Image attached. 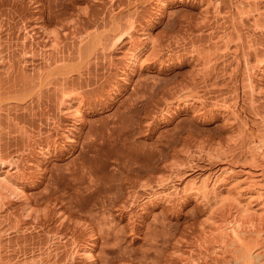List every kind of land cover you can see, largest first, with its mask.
<instances>
[{
	"label": "bare ground",
	"instance_id": "1",
	"mask_svg": "<svg viewBox=\"0 0 264 264\" xmlns=\"http://www.w3.org/2000/svg\"><path fill=\"white\" fill-rule=\"evenodd\" d=\"M146 1L150 10L144 17L142 16L143 18H138L136 14L138 4L135 0L126 2L107 0L108 20L103 18L106 20L91 22L89 15H85L88 16L87 19L84 16L86 13L82 15L85 23L90 19L88 21L91 23H88L92 25L91 27L89 25L79 27L77 23L81 18H72L71 23L67 21L69 24L63 22L67 24H62L64 25L61 26L62 30L60 29L62 33L59 28L48 31L49 28L47 30V27H44V22L39 24L41 20L38 22V17L36 21L34 20L35 24L29 22L24 26L25 34L22 41L27 43L29 40L31 43L28 47L39 51L37 53L39 61L34 62L32 68V73L36 69L35 73L31 74L30 71L23 74L26 77L22 78H25L29 85L28 91L16 95L18 98H24L23 101L28 98L30 102H27V106L30 105L25 107L31 110L25 112L0 110V264H12L10 261L14 257L4 255L2 252L5 244H2L1 238L4 234L8 231L22 233L37 228L49 220L53 225L47 229L48 234L43 244L37 247L39 253L33 256L36 259H30L29 256L28 261L22 260V263H17L56 262V256L59 255L61 248L64 249V253L57 264H74L76 261L83 264L112 263L108 257L104 256L103 259L98 257L100 249L97 248V240L98 231L103 230L106 224L114 226L111 224L113 219L98 217L100 219L96 226L89 219L81 220L68 214L58 203L65 199L64 195L67 192L59 189L63 176L61 173L56 176L47 174L43 172L42 167L50 158L60 156L65 150H71L72 146L80 144L83 151L79 153L83 157L78 162L74 160L66 164L68 174L74 181L73 186L78 190L79 184L85 180L88 181L86 186L96 184L99 186L103 178L98 176L92 163L95 159L106 158L109 155L108 150L113 151V148L103 150L102 147L105 137L116 129L110 128V120H104L98 124H90L85 132V140L80 139L86 115L96 108L101 109L111 104L137 66L147 64L153 57L159 65L172 59L178 62L182 57H190L191 71L194 70L188 74L189 76L175 81L177 84L173 85L176 89L174 87L172 90L175 95L172 103L170 100L171 104L167 103L161 108L162 115L159 118H166L162 122L173 117L181 108L191 109L199 117H204L209 111L214 110L215 113L223 115L228 122L227 132L230 134H227V137L221 135L227 140L219 137L222 140L220 141L217 140L218 137L215 139L214 136H200L189 130L190 133L188 131L185 136L184 134L172 136L171 134L175 133H170V138L166 137L167 140L163 141L162 146L157 144L155 150L144 151L142 155L134 154L133 159H126L127 156H122L121 151L114 152L117 163L116 167L110 169L112 178L101 184L104 191L97 197L101 199L102 206L105 205L103 207H106V202L107 205L109 202L114 204L116 216L125 215L131 230L134 229L135 222L142 217V212L150 207L162 204L179 206L182 202L180 199L185 201L188 198L201 202V219L197 220L198 226L185 243L172 244L173 249L170 253L172 258L170 257L166 264H264V116H259L262 122L258 129L260 133L250 130L248 135H244L243 132L249 127L241 116L239 93L235 89L237 86L243 89L255 110L259 105L258 99H264V46H262L264 36L261 40H256L253 36L256 30L264 33V9H261L264 7L261 5L264 0H185L199 5L198 28L203 25L208 28L209 38L213 41L208 45L211 49H204L196 44L195 39L186 40L191 35L188 29L191 27V20H187L188 27H183L170 35L171 41L178 43L179 47H172L169 43L163 51L161 42L151 30L171 0ZM78 11L77 9L76 12ZM39 17L42 19V15ZM244 19L250 22L247 25L252 28V32L245 31L246 38L242 41L239 22L243 23ZM65 38L70 39L69 45L63 43ZM180 48L183 51H179ZM116 50L121 51L120 57L113 56ZM252 55L256 59L254 62L250 60ZM98 59H103L104 63L101 60L103 66L114 67L116 71L107 87L102 85L103 88H98L99 90L90 88L89 91L87 88L96 81L91 74L97 69L95 64L98 63ZM217 64H220V69ZM241 64L242 77L237 78L235 75L239 83L226 93L225 90H216L217 92L208 95L204 86L203 90L201 86L199 89H192L198 86L195 73L203 77L207 71L217 67L219 70L217 69L216 75L222 76L223 79L225 75L233 76ZM212 82L216 81L213 79ZM0 84L2 85L1 82ZM49 91L55 99L52 104L55 103L56 109L50 110V106L46 107L48 104H44V110L32 109L31 105L36 103L31 102L38 100L43 93H50V97ZM13 95L16 98L15 94ZM134 101L133 104L140 102L136 104L137 106H128L123 114L136 118L132 120L131 127H120L118 130L125 138L129 132L136 128L140 129L142 125L140 116H137L140 111L138 106L146 101L142 99ZM207 104L210 105L206 108ZM20 107L23 105L20 106L19 103L18 108ZM150 113L149 111L146 115ZM149 116L151 120L146 122L149 125L153 124L155 118L158 119L155 111ZM111 122L115 120L112 119ZM147 124L146 133L150 129ZM167 148H170L171 152L167 151ZM88 149L94 154H86L85 150ZM168 156L171 160L166 159ZM159 159L163 160V164L160 165L163 168L156 164ZM167 160L170 163L167 164ZM241 161L244 164L237 163ZM124 169L126 173L123 172ZM161 169L159 177L160 173L155 172L159 170L161 172ZM44 180L46 183L42 190H31L32 186ZM153 181L157 184H152ZM98 186L95 189L98 190L100 188ZM138 186L145 188L144 191H139ZM95 189L87 196L96 193ZM123 193H126L125 197L119 198ZM77 195L79 194L67 193L69 203L80 205L81 201L74 200ZM118 199L120 203L116 201ZM175 199L181 202L174 203ZM95 216L91 213V218ZM69 225L70 228H67ZM76 229L80 231L79 234L75 233ZM118 236L120 237L119 234ZM120 251L122 252V249ZM30 252L35 253L33 249ZM38 255L40 257H36ZM118 261L119 263H115L145 264L143 262L145 260L138 262L127 256Z\"/></svg>",
	"mask_w": 264,
	"mask_h": 264
},
{
	"label": "rangeland",
	"instance_id": "2",
	"mask_svg": "<svg viewBox=\"0 0 264 264\" xmlns=\"http://www.w3.org/2000/svg\"><path fill=\"white\" fill-rule=\"evenodd\" d=\"M104 1L106 2L104 3ZM117 1L126 2L127 0H117ZM135 1L138 4L136 14L138 15V18L139 17L143 18L150 10V6L146 0L145 1L135 0ZM106 5H107V0H0V73H1L0 78H3L0 79L3 80L0 81L2 83V85L0 84V106L3 107L0 108V110H16L17 112H25V110H31L26 108L30 105L29 104L27 106L28 104L27 102L28 101L30 102L28 98H26L23 101L24 98L21 97L18 98L16 96V95H22L23 92L25 93L28 91L27 89H29V85L24 80L25 78L24 79L22 78V77H26L23 76V74L30 73V71L31 74L35 73L36 69L32 73L33 71L32 68L34 67V64L37 61H39L38 58L39 54H37L39 51L30 49V47H28L29 46L28 44L31 43L29 40H27L28 42L26 41L27 43H24V41H22L25 34V30H24L25 25L29 24V22L31 24H35L36 21L35 19L38 17L37 18L38 22L39 20H41L39 24H43L44 22L43 24L44 27H47L46 28L47 30L49 28L48 31H51V29L53 31L57 28H59L60 30L61 28H63L61 26H64L68 22L71 23L73 21L72 18L74 19L81 18L78 20H81L85 23L84 20L87 19L88 17L85 15H89L88 18L92 20L90 19L88 20H90L91 22L93 21L99 22L101 21L100 19L104 21L106 19L103 18H107V16L109 15L107 10L108 5L107 6ZM261 5L264 6V1H262ZM88 8L90 10H88ZM165 8L166 9L163 10L160 19L153 24L151 30L152 34L161 42L160 44L162 47L161 51H163L164 48L168 47L167 45L169 43L170 46L172 47L175 46L179 47L178 43H173L171 41L170 35L177 30L183 29V27H188L189 22L187 20H191L190 21L191 27H188L189 31H191V35H189V37L186 40H191L190 38L195 39L196 44L200 45L201 47H204V49H211V46L208 45H210V42L213 41H211L212 39L209 38L208 28H206V25L205 26L203 25V27L198 28V24L200 23L197 20L198 18L197 16L200 14L199 5H197L195 2L192 1L187 2L185 0H171L170 2H168V5L165 6ZM77 9L79 10L78 12H76ZM261 9H264V7H262ZM88 12L91 13L92 15L89 14ZM76 14L77 15L81 14V15L77 17ZM83 14L86 17L85 19H83L84 18V16H82ZM40 15H42V19L41 17H39ZM92 16L94 17V20ZM43 19L44 21H42ZM88 20L86 21L87 23L89 22ZM244 20L243 23L241 24L239 22V25L241 26L239 31L242 33L241 34L242 41L245 40L243 38H246L245 34L247 32H252V28L249 27V25H247L250 22ZM81 21H78L77 26L79 27L82 26L85 27L88 25L90 27L92 26L91 24H89L91 22H89L88 24L87 23L84 24ZM63 22H67V23H63ZM145 25L147 27V24ZM62 35L64 36V34ZM243 35H245V37ZM253 36L256 38V40H261L264 36V33L260 32L259 30H256L253 33ZM68 41L70 42V39L65 38L63 40V43L64 44L67 43V45H69ZM23 44L26 45L24 46ZM21 45H23L24 48H22ZM33 45L35 46V43H33ZM179 51H183V49L180 48ZM120 55H121V51L119 52V50H116L115 53H113L114 57H120ZM190 59H191L190 57L189 58L182 57L178 62L172 59V61L166 62L165 64L162 63L159 65L158 62L154 60V57L150 58L147 61V64L143 66H139V65L137 66V68L132 73L128 82H126V84L124 85L125 87L122 88V90L116 95V98L113 100L111 104L104 106L101 109L96 108L93 111L87 113L86 121H85L86 123L83 124V128L80 132V139L83 138V140H85L84 138L85 132L88 130L87 128H89L90 124H98L100 122H103L104 120H110L109 123V126H111L110 128L116 129L105 137L104 145L102 147L103 150L113 148V151L112 149L108 150L109 155L106 158H103L102 160L95 159L94 162L92 163V165L96 169L98 176H101L103 178V181L99 182L100 188L98 190L95 189L96 186H98V184L91 185L89 187L86 186L88 183V181L86 180L82 181L79 184L80 188L76 190L73 186L74 181L68 174L69 170L66 168L67 162L68 164L74 160L78 162L83 157L82 154L79 153L81 152V150L83 151V147H81L80 144H77L76 146H72L71 150H67V151L65 150V152L60 154V156L50 158L47 161V163L44 164L42 167L43 172L47 174L51 173L52 175L56 176V174L61 173V175L63 176V179L59 185V189H62L63 191L65 192L67 191V192L64 195L65 199L59 201L58 203L59 205H61L62 209H64L68 214H71L74 218H79L81 220L89 219L93 224L95 223L94 225L96 226H98V220L101 217L102 218L110 217L113 219L111 224L114 226L111 227L106 224L107 226L105 225L106 227L104 226L103 230L98 231L99 236L97 240V244H98L97 248L100 249L98 252V257H100L101 259H103L102 257L104 256L108 257L112 261V263L110 264L119 263L120 260L118 261V259H121L122 257H126V256L127 258H133L138 262L145 260L143 261L145 262V264H166L165 262L168 261L170 257L172 258L170 253L171 250L173 249V245L177 242L179 244L185 243V240L189 236H191L192 231H194L198 226L199 221L197 222V220L201 219L200 216L202 210L201 202L193 198H188L185 201L183 199H180L182 202L180 200L178 201V199H175L174 203L175 202L177 203V201L178 203L181 202L179 206L175 204H164V205L162 204L163 206L157 205L156 207H150L149 209H147L148 211L145 210L144 212H142L143 213L142 217L135 222L134 229L131 230L130 224L128 223V219L126 218L125 215H123L122 217L116 216L117 210H115L116 206L114 207V204L109 202V205H107L108 202H106L105 203L106 207H103L105 205L102 206V202L100 201L101 199L97 197L99 194H103V192L101 191H104L103 186L101 184L104 181L112 178L110 169L116 167V163H117V160L114 158L115 155L114 152L121 151L122 156L124 157L127 156L126 159L128 158L133 159V156H135L134 154L142 155L144 151H150L151 149L155 150L156 149L155 146L158 145L162 146L164 142L167 140V138H170L171 135L175 136L180 134L179 136H182V134H184L183 136H185L187 135L185 133H187L189 130H191L194 133L195 132L198 133V135L200 136L206 135L205 137H207V135H209V136H214L215 139L218 137L217 140H220V138L226 139L224 137L227 134L228 135L230 134V132L229 133L227 132L228 122L224 119L223 115L219 113H215L214 110L209 111L204 117H199L191 109L181 108V110L177 114H175L173 117L168 118L167 121L162 122V120L166 118L163 119L159 118L160 115H162L160 113L161 108L165 107L167 103L171 104L172 98L174 99L175 97V95L172 93V90H174L175 87L173 85H176L177 84L176 82L183 79L182 77H187L191 74V72L192 73L194 72L193 69H192L193 71H191L192 60ZM101 60L103 62V59H98V63L95 64L97 65L96 67L97 69H94V73L91 74L92 78L95 79L96 81H94L91 87L87 88L89 91L90 88H96L97 90H99L100 88H103L102 85L107 87L109 81H111L114 77L116 71L115 68L114 67L107 68L105 65L103 66L102 64L104 62L101 63ZM250 60L251 62L252 61L254 62V60H256L254 55L250 57ZM219 65L220 64H217V67L220 69ZM21 67L23 68L21 69ZM217 67L216 69H210L209 71H207L205 74H203V77L198 76L199 74L195 73V76L198 79L197 80L198 86L196 87L192 86L193 88L192 87L190 88L199 89L201 86V89L203 90V86H204L206 94L209 95L219 90L220 91L225 90L224 92L226 93L228 89L234 87L236 83L237 84L239 83V80L236 79L235 75H237V78H240V76L242 77L243 75L242 64L237 69L238 71L236 70L237 73L235 72L233 76L231 75V77L225 75V77L223 76V79L222 76L216 75V72L219 70ZM227 78L228 80H231V82H228ZM229 78H232L233 80ZM21 79L23 80L21 81ZM213 79L216 82L217 81L219 82L218 83L212 82ZM235 89L239 93L238 94L239 104H240L239 107L242 110L241 116L247 122V127H249V129L245 128V130L247 129L248 130L246 132L245 131L243 132L244 135L246 134L248 135V133H250V130L251 132L254 133H260L261 131L258 129L261 127L260 123L262 122L261 120H259L260 119L259 116L260 115L264 116V99L261 98L258 99L259 105H257L255 110L254 109L255 107H252L250 105V100L248 98V95H246L245 92H243V89L240 86H237V88ZM13 94H15L16 98L18 99L14 98ZM47 94L43 93L41 94V97L38 100L32 101L31 103L34 102V104L35 103L37 104V105L36 104L31 105L32 109L44 110L43 108L44 104L45 105L48 104L46 105V107L48 108V106H50L49 107L50 110L54 108L56 109L55 103L52 104V102H55L52 92L50 97L54 101L50 99L49 97L50 93L48 95ZM87 94L89 95V92H87ZM164 98H166V100ZM135 99H142L146 101L144 102L143 105L138 106V109H140V111L137 114V116H140V122L142 125L140 129L136 128L132 130L131 133L129 132L128 136L125 138V135H120L118 130L120 127H126V128L131 127L132 120L136 118V117L131 118V116L128 117V115L126 116V114H123V111L127 110L128 106L129 107L132 105L137 106L139 104L140 101L136 102L137 105L133 104L135 102L134 101ZM16 100H18V102ZM208 100L210 99L208 98ZM169 101L171 103H169ZM14 103H16L17 105H15ZM19 103L20 106L23 105V107L18 108ZM258 103L256 101V104ZM209 105L210 104H207L206 108ZM149 111L151 112L149 115H151L155 111L156 116L158 117V119L155 118L153 124L150 125L146 123L147 121L151 120L150 119L151 117L148 114L146 115V113L147 112L149 113ZM256 112L259 113L256 114ZM112 119L115 120V122H111ZM145 123L148 126H150V129L147 130V133L145 130L146 128ZM237 125L234 126H236V128L238 129L239 127H237ZM170 133H175V134L170 135ZM188 133H190V131ZM221 135L222 136L225 135V136L221 137ZM97 142H101V141L97 140ZM151 146L154 148H152ZM167 149H168L167 151L171 152L170 148ZM85 153L89 155L94 154L89 149L85 150ZM139 157L141 158V156ZM170 158L171 157L166 159L169 160ZM168 160H167V164L170 163ZM243 161L237 163L244 164ZM164 162L166 161L164 160ZM156 164H158L159 167L163 168L162 166H160L163 164V160L161 159L157 160ZM124 171L125 169L123 170V172ZM155 173L156 174L160 173V175H158L160 177L162 173V169L161 172L159 170L158 172ZM45 183H46L45 180L41 181L38 184L32 186L31 190L32 191L42 190L43 185H45ZM152 184L156 185L157 182L153 181ZM94 189L96 190V193H94L92 196H87V194L89 192H92ZM137 189L143 192L145 188L138 186ZM69 192H72L73 194H79L75 197L74 200L81 201L80 205L78 204L73 205L69 203V200L67 199L68 197L67 193ZM124 194L126 193H123V195L121 194L119 198L122 197L124 198L125 197ZM116 201L120 203L119 199ZM91 213H94L96 216L94 218H91ZM51 225H53V223L52 221L49 220L46 221V223H44L43 225L38 226L37 228L25 230L22 233H18L15 231H8L1 238L3 241L2 244H5L4 246L2 245L4 247V248L2 247L4 249V251H2L3 254L11 257L14 256L13 259L14 258L15 259L14 260L12 259L10 261L12 264H20L17 262L22 263L23 261L26 262L28 261L29 256L31 257L30 259L32 258L34 259L35 257L33 256L39 253L37 252L38 251L37 247L39 246V244L40 245L43 244V241L46 239V236L48 234L47 229ZM120 225L121 227H119ZM67 228H70V225ZM75 233L79 234L80 231L76 229ZM118 234L120 235V237L118 236ZM32 249L34 250L35 253L30 252L32 251ZM121 249L122 252L120 251ZM63 253H64V249L61 248L58 252L59 255L56 256V260H55L56 262H51L50 264L59 263L61 261V257L63 256ZM36 257H40V255ZM74 264H83V263L81 261H76Z\"/></svg>",
	"mask_w": 264,
	"mask_h": 264
}]
</instances>
